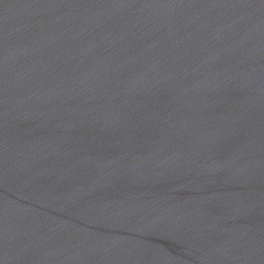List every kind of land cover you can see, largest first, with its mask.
I'll use <instances>...</instances> for the list:
<instances>
[{
    "label": "water",
    "instance_id": "95a60500",
    "mask_svg": "<svg viewBox=\"0 0 264 264\" xmlns=\"http://www.w3.org/2000/svg\"><path fill=\"white\" fill-rule=\"evenodd\" d=\"M0 264H264V0H0Z\"/></svg>",
    "mask_w": 264,
    "mask_h": 264
}]
</instances>
